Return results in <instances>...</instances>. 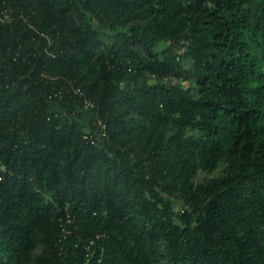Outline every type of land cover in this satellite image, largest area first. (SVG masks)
Segmentation results:
<instances>
[{
	"label": "trees",
	"instance_id": "1",
	"mask_svg": "<svg viewBox=\"0 0 264 264\" xmlns=\"http://www.w3.org/2000/svg\"><path fill=\"white\" fill-rule=\"evenodd\" d=\"M2 10L0 264H264V0Z\"/></svg>",
	"mask_w": 264,
	"mask_h": 264
},
{
	"label": "built area",
	"instance_id": "2",
	"mask_svg": "<svg viewBox=\"0 0 264 264\" xmlns=\"http://www.w3.org/2000/svg\"><path fill=\"white\" fill-rule=\"evenodd\" d=\"M11 20H12V17L5 10H2L0 12V21L1 22L6 23V22H10ZM48 77L52 81L56 79V76H53V75L48 76ZM69 83H70V87L73 88V90L71 88L68 90V93L69 94L71 93V91L74 94H80L81 93V91L78 88H75L74 87L73 82L70 81ZM59 93L60 92H58V93L56 92V95H58ZM81 106H83L84 108H87L88 106H90V107L94 106V104H93V102H91L89 100H85L84 101V104L81 105ZM81 106H79L80 108L77 107V108H75V110H73L72 117H74L75 115H77L79 113V111L81 109H83ZM55 109H57V108L53 107L52 112H56L57 110H55ZM99 134H101V135L102 134H106V131H105V124L102 123L100 120H97V123H96V121H94L93 128L90 129V130H88L87 133L84 134V138L85 139L92 140V141L93 140L95 141L96 140L95 136H97ZM71 223H73V219L70 216V214L68 213L67 216H66V218H65V222L60 224V239L61 240H62V238H65L66 235H68L71 232V230L68 227V224H71ZM97 236H99V235H97ZM93 241L94 240L92 239L90 241V243H93Z\"/></svg>",
	"mask_w": 264,
	"mask_h": 264
}]
</instances>
